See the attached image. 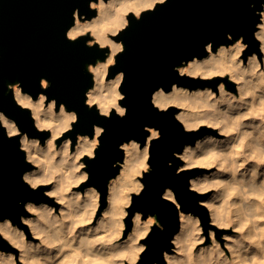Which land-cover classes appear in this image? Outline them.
Returning a JSON list of instances; mask_svg holds the SVG:
<instances>
[{"label": "clouds", "instance_id": "clouds-1", "mask_svg": "<svg viewBox=\"0 0 264 264\" xmlns=\"http://www.w3.org/2000/svg\"><path fill=\"white\" fill-rule=\"evenodd\" d=\"M168 2L88 0L94 16L82 14L80 8L74 10V22L65 33L66 39L76 43L88 37L86 47L108 50L104 59L87 65L93 82L85 93L84 103L89 110L95 109L105 119H111L113 113L120 119L127 116L128 107L122 103L127 99L122 91L126 73L107 75V70L117 65L118 56L126 51L123 40L116 38L133 20L142 21L145 13L155 12ZM245 2L256 17L252 32L254 50L245 35L237 38L229 32L226 39L231 43L217 45L209 41L204 45L203 56L173 66L180 79L218 80L214 87L193 89L173 82L170 88L160 86L151 95L150 103L158 112L176 110L173 118L186 134L206 130L192 143L174 151L168 166L179 161L176 175L198 173L188 178V191L206 197L199 199L197 205L207 210L211 237L210 246L197 252V246L204 244L201 237L206 228L200 227L201 216L185 211L176 191L166 187L161 199L176 208L179 232L172 234L169 247L162 249L159 259L152 264H264V0ZM85 18L86 22L81 24ZM39 85L41 91L35 96L25 91L22 81L8 83L7 88L15 105L29 113L33 128L47 135H31L2 109L0 134L18 140L19 151L31 166L23 172L22 182L33 192L43 189L46 199L20 201L23 214L19 223L0 217L5 222L0 226V246L16 250L19 264H141L149 249L145 241L154 230H166L156 214L145 217L143 211H131L135 198L147 188L144 179L153 171L151 149L154 141L162 139V131L144 125L147 136L143 143L136 138L120 143L123 157L112 165L118 171L107 179L102 191L90 183L89 162L97 159L106 128L93 124L91 134L76 131L79 112L55 97L50 98L48 89L52 81L47 77H41ZM233 91L239 94L233 95ZM28 98L35 100L25 103ZM129 145L134 151H129ZM73 188L80 191L72 193ZM49 200L60 206L58 216L56 209L48 206ZM12 221L17 227L12 226ZM25 228L39 243L27 241L22 231ZM213 228L232 229L237 234L223 236L230 258L220 249ZM0 264H17V258H5L0 253Z\"/></svg>", "mask_w": 264, "mask_h": 264}, {"label": "water", "instance_id": "water-1", "mask_svg": "<svg viewBox=\"0 0 264 264\" xmlns=\"http://www.w3.org/2000/svg\"><path fill=\"white\" fill-rule=\"evenodd\" d=\"M257 7H260L259 3ZM76 8L89 17L96 14L89 11L88 0H0V109L16 119L25 131L43 138L47 133H38L29 113L15 105L7 88V79L22 81L25 91L34 96L41 91V77L52 81V87L48 89L50 98L67 103L69 109L80 114L76 131L91 134L93 124H100L107 130L101 138L97 159L89 162L90 183L102 191L107 179L118 171L112 165L123 157L119 144L131 138L143 143L147 136L144 125L162 131V139L154 141L151 149L153 171L144 179L147 188L135 198L131 209L143 211L145 217L149 213L157 214L165 224L164 232L154 230L145 241L149 249L141 264H152L153 260L159 259L161 250L169 247L172 234L179 231L176 208L161 199L166 187L176 191L185 211L198 213L206 221L208 214L197 205L203 197L188 191V178L197 172L176 175V166L180 162L168 166L174 151L192 143L206 130L186 134L173 118L176 110L158 112L150 103L151 95L160 86L170 88L173 82L190 88L214 87L218 80L180 79L173 66L194 56H203L204 45L209 41L217 45L231 43L226 39L229 32L237 38L245 35L254 50V10L245 0H169L155 12L145 13L142 21L133 20L132 25L116 38L125 42L126 51L118 56L117 65L109 71L111 76L119 71L126 73L122 91L127 94V99L122 103L128 107V114L120 119L113 113L111 119H105L95 109L89 110L84 101L85 93L93 83L87 63L104 59L108 50L101 52L98 47H86L88 37L76 43L66 39L65 33L74 22ZM71 135L75 136V133ZM24 155L19 151L18 140H9L0 134V217H10L14 221H18L23 213L20 201L39 202L45 198L42 191L33 192L22 182L23 172L31 167L25 162Z\"/></svg>", "mask_w": 264, "mask_h": 264}, {"label": "rangeland", "instance_id": "rangeland-1", "mask_svg": "<svg viewBox=\"0 0 264 264\" xmlns=\"http://www.w3.org/2000/svg\"><path fill=\"white\" fill-rule=\"evenodd\" d=\"M95 63V62H94ZM89 63H87V65H88ZM215 78H218V77H213V79H215ZM207 86H211V85H207ZM194 89V88H193ZM214 91H215V89H213ZM236 92V91H235ZM220 138V137H219ZM221 138H223V137H221ZM41 144H43V141H41ZM59 144H60V140H57V142H56V145H57V148L59 147ZM140 147H142V145H140ZM179 164V163H178ZM198 174V173H197ZM48 187V190H50L51 188H52V186L51 185H49V186H47ZM81 188H82V185H81ZM74 190L75 191H80V189H78V188H74ZM41 191H42V193H43V189H41ZM204 198H206V197H203L202 199H204ZM44 199H46V198H43L42 200H44ZM48 204H50L49 203V201L47 202ZM59 207L60 206H58L57 205V208H56V206H55V209H56V212H59ZM23 214V213H22ZM197 215H200V214H198V213H196ZM157 215V214H156ZM158 216V215H157ZM201 216V215H200ZM99 217H100V213L99 212H97V220L99 219ZM158 218H159V216H158ZM160 219V218H159ZM161 221V220H160ZM200 221H201V224H200V227L201 228H204V225H205V227L206 228H204V231H203V233H202V239H204V244L203 245H199V246H201V247H209L210 246V244H211V237L209 236V231H208V229H207V226H208V220L206 221L202 216L200 217ZM15 222H17V223H19V220L18 221H15ZM15 222L13 221V224L14 225H16L15 224ZM95 223H96V221H95ZM126 221H125V225H126ZM28 231V229L27 228H25V231ZM213 230H214V232H215V236H216V241L219 243V245L220 246H222V247H225V249L226 250H228L227 249V247H226V244H227V242L223 239V236H225V235H231V236H235V235H237V234H235L233 231H232V229H214L213 228ZM30 231V230H29ZM201 247H198L197 246V249H196V251L198 252L199 251V249L201 248ZM7 251V252H9V251H12V250H14V249H12V248H8V249H5V248H1L0 247V252L1 251ZM15 255H17V261H18V258H19V254H18V252L15 250Z\"/></svg>", "mask_w": 264, "mask_h": 264}, {"label": "bare ground", "instance_id": "bare-ground-1", "mask_svg": "<svg viewBox=\"0 0 264 264\" xmlns=\"http://www.w3.org/2000/svg\"><path fill=\"white\" fill-rule=\"evenodd\" d=\"M86 22V18L85 19H81V21H80V23L81 24H84ZM124 42V41H123ZM125 43V42H124ZM126 45V44H125ZM261 68H262V70H264V62H262V65H261ZM195 71H199L200 69H194ZM109 71H110V68L107 70V75L110 77L111 75H110V73H109ZM124 72V71H123ZM17 81H19V80H17ZM17 81H15V82H17ZM15 82H11L9 79H7V83H15ZM90 87H88V89H89ZM87 89V90H88ZM212 91H214V90H212ZM231 91V90H230ZM239 93L236 91H233V95H238ZM34 100H35V98H28V99H25V103H29V102H34ZM190 102V101H189ZM56 118V114L55 113H53L52 114V119L54 120ZM245 123H247V121L245 122ZM218 140H222L223 138H217ZM57 142V141H56ZM143 148V146L141 147V149ZM129 151L130 152H132V151H134V149L132 148V146L131 145H129ZM57 159H59V157H57ZM222 179L223 178H226V177H221ZM51 190V189H50ZM77 192H79V191H75L74 190V188L72 189V193H77ZM49 203L50 204H48V206L50 207V208H55V206H56V208H57V205L55 204V202L53 201V200H49ZM182 211V210H181ZM56 215L58 216L59 215V212H56ZM4 221L2 220V219H0V226H3L4 225ZM12 223V226L15 228V227H17L16 225H14L13 224V221L11 222ZM93 226H95V221L93 222ZM215 229V228H214ZM217 230V229H216ZM22 231L24 232V235H25V237H26V239H27V241L28 242H30V243H32V244H37V243H39V241H37L33 236H32V234H31V232L28 230H26L25 231V229H22ZM79 231V230H78ZM213 232H214V230H212ZM179 232V231H178ZM231 236V235H230ZM234 236V235H233ZM236 236V235H235ZM203 237V236H202ZM201 237V238H202ZM218 243V242H217ZM228 243V242H227ZM219 244V243H218ZM198 247H201V246H199L198 245ZM204 247V246H203ZM207 247V246H206ZM220 249L225 253V255L226 256H228L229 258L231 257V253L228 251V250H226L225 249V247H222V246H220ZM200 250V249H199ZM199 252V251H198ZM0 253H3L4 254V257L5 258H7L9 255H12V256H15L16 258H17V255H15V250H12V251H9V252H7V251H1ZM17 264H19V258H18V261H17Z\"/></svg>", "mask_w": 264, "mask_h": 264}]
</instances>
